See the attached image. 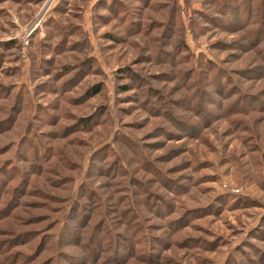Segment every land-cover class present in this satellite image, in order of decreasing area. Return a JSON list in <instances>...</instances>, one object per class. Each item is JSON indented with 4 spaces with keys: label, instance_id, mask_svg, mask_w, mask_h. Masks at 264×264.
I'll list each match as a JSON object with an SVG mask.
<instances>
[{
    "label": "rangeland",
    "instance_id": "374dc122",
    "mask_svg": "<svg viewBox=\"0 0 264 264\" xmlns=\"http://www.w3.org/2000/svg\"><path fill=\"white\" fill-rule=\"evenodd\" d=\"M0 264H264V0H0Z\"/></svg>",
    "mask_w": 264,
    "mask_h": 264
},
{
    "label": "trees",
    "instance_id": "16d2710c",
    "mask_svg": "<svg viewBox=\"0 0 264 264\" xmlns=\"http://www.w3.org/2000/svg\"><path fill=\"white\" fill-rule=\"evenodd\" d=\"M183 49H184V51H189V49H188L186 46H184ZM211 64H212V62L209 61V62H208V65H211ZM76 197H77V196H76ZM70 202H71V204H73V206L77 205V204H76V199H72Z\"/></svg>",
    "mask_w": 264,
    "mask_h": 264
}]
</instances>
